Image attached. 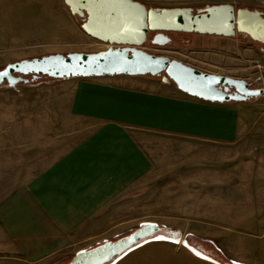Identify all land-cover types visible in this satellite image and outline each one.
<instances>
[{
    "label": "rangeland",
    "instance_id": "374dc122",
    "mask_svg": "<svg viewBox=\"0 0 264 264\" xmlns=\"http://www.w3.org/2000/svg\"><path fill=\"white\" fill-rule=\"evenodd\" d=\"M57 2L56 39L52 35V43H47L45 34L35 35L41 39L39 45L32 39L35 36L22 37L23 27L16 14L9 18L0 7V69L50 54L106 49L85 35L81 20L62 0ZM27 29L37 27L27 24ZM143 50L206 73L264 87V56L238 36L182 34L174 37L173 45L148 43ZM51 82L45 78L15 88L0 87V203L26 187L50 163V155L55 158L75 146L90 131L84 122L71 121L63 113L66 101L56 98L54 91L58 95L65 88L50 89ZM248 104H259L260 112L264 97ZM56 135L59 148L43 146L46 139L48 145ZM256 136L251 133L239 144L226 147L155 140L151 153L156 168L153 184L126 192L93 218L100 217L85 226L83 236L77 238L78 243L62 264H69L79 252L114 242L149 224L163 230L157 234L160 239L141 243L112 264H205L189 256L188 248L225 264H264V236L259 238L264 222V142L260 144L264 138Z\"/></svg>",
    "mask_w": 264,
    "mask_h": 264
},
{
    "label": "crops",
    "instance_id": "0c3cea01",
    "mask_svg": "<svg viewBox=\"0 0 264 264\" xmlns=\"http://www.w3.org/2000/svg\"><path fill=\"white\" fill-rule=\"evenodd\" d=\"M137 1L155 8L230 4L235 9L264 10V0ZM257 2L262 5H252ZM57 5V0H0L6 16L19 18L22 37L45 34L47 43L57 36ZM27 24L37 30L27 29ZM37 41L39 45L41 39ZM48 87L65 88L58 95L54 91L56 98L66 101L63 113L71 121L81 120L90 131L75 146L55 158L50 155V163L26 187L0 203L3 264L64 263L85 226L100 217L93 218L126 192L153 184L155 140L226 147L251 133L264 138V110L259 112V104L205 102L149 77L75 78L53 81ZM57 137L48 145L46 139L43 146L56 150ZM259 235L263 239L264 222ZM187 253L197 262L219 264L191 248Z\"/></svg>",
    "mask_w": 264,
    "mask_h": 264
},
{
    "label": "water",
    "instance_id": "95a60500",
    "mask_svg": "<svg viewBox=\"0 0 264 264\" xmlns=\"http://www.w3.org/2000/svg\"><path fill=\"white\" fill-rule=\"evenodd\" d=\"M62 1L81 20L80 29L86 36L109 47L93 53L50 54L10 63L0 69V73L7 72L0 75V87L15 88L42 78L61 81L128 76L158 78L190 97L210 103H244L264 96V87L251 88L245 80L206 73L143 50L148 43L169 46L172 39L166 33L222 38L238 34L242 42L240 35L245 34L252 42L264 45V18L258 10H235L230 4L193 9L147 7L137 0ZM162 231L156 225H144L114 242L77 253L69 264H112Z\"/></svg>",
    "mask_w": 264,
    "mask_h": 264
},
{
    "label": "flooded vegetation",
    "instance_id": "af4514ba",
    "mask_svg": "<svg viewBox=\"0 0 264 264\" xmlns=\"http://www.w3.org/2000/svg\"><path fill=\"white\" fill-rule=\"evenodd\" d=\"M239 9V8H237ZM235 9V10H237ZM250 10H258L259 12L262 13V17L264 18V10H261V9H250ZM171 39H172V43L171 45H173V40H174V37H176V35H182V34H176V33H166ZM238 36V34L236 35ZM240 37L242 38V40H244L245 42L247 43H252L253 45H255V47L258 48V52L262 55L261 51H263L264 53V45L263 44H260V43H255V42H252V40L245 34H241ZM250 84V83H249ZM250 87L251 88H259L257 86H254V85H251L250 84Z\"/></svg>",
    "mask_w": 264,
    "mask_h": 264
},
{
    "label": "snow or ice",
    "instance_id": "6c2138e0",
    "mask_svg": "<svg viewBox=\"0 0 264 264\" xmlns=\"http://www.w3.org/2000/svg\"><path fill=\"white\" fill-rule=\"evenodd\" d=\"M153 20L155 21V17H153ZM243 23V22H242ZM0 75H7V72L5 71L4 73H0ZM222 98V97H221ZM156 239H160V237H156Z\"/></svg>",
    "mask_w": 264,
    "mask_h": 264
},
{
    "label": "built area",
    "instance_id": "2783aa9c",
    "mask_svg": "<svg viewBox=\"0 0 264 264\" xmlns=\"http://www.w3.org/2000/svg\"><path fill=\"white\" fill-rule=\"evenodd\" d=\"M103 44V43H102ZM104 46H105V48H108L109 46L108 45H106V44H103Z\"/></svg>",
    "mask_w": 264,
    "mask_h": 264
},
{
    "label": "trees",
    "instance_id": "16d2710c",
    "mask_svg": "<svg viewBox=\"0 0 264 264\" xmlns=\"http://www.w3.org/2000/svg\"><path fill=\"white\" fill-rule=\"evenodd\" d=\"M42 79H45V78H42ZM218 262V261H217ZM219 264H225V263H221V262H218Z\"/></svg>",
    "mask_w": 264,
    "mask_h": 264
}]
</instances>
